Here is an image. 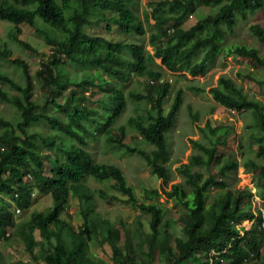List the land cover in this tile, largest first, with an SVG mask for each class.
<instances>
[{
	"label": "trees",
	"instance_id": "16d2710c",
	"mask_svg": "<svg viewBox=\"0 0 264 264\" xmlns=\"http://www.w3.org/2000/svg\"><path fill=\"white\" fill-rule=\"evenodd\" d=\"M137 3L76 0L66 16L70 0H0V19L13 25L10 40L34 50L18 37V24L24 22L51 43V53L32 75L27 61L11 57L8 41L0 36V58L12 63L23 79L0 68V100L18 113L15 121L0 113V241L21 240L35 264H113L95 251L104 243L116 264H264L263 218L253 199L256 195L264 200V102L233 77L221 74L210 92L225 109L249 111L253 117L249 126L254 156H247L243 164L259 173L256 191L229 183L227 176L240 164L219 152L220 133L209 121L207 129L198 127L202 139H189L195 150L188 160L176 166L182 180L161 188L179 206L175 217H165L156 187L137 195L123 169L96 159L92 149L102 139L134 152L167 183V133L184 100L179 87L166 109L171 84L153 68L154 57H160L163 69L191 75L204 73L219 55L244 59L264 71V57L256 47L226 39L234 33L238 17L247 18L264 0H151L142 18ZM196 3L211 9L199 11ZM189 14H195L194 22L181 32L173 31ZM151 18L154 25L148 24ZM248 29L264 43V25L250 23ZM146 38L153 53L145 49ZM69 64L79 67L76 73L68 70ZM134 75L150 81L142 84L143 90L126 93L124 84ZM237 75L257 80L250 69ZM36 84L43 96L34 95ZM188 88L204 90L197 85ZM91 89L97 90V97ZM128 98L145 106L136 105L127 117L133 132L132 140L125 142V124L119 118ZM187 108L196 120L197 113ZM33 157L48 172L35 166ZM89 179L101 185L92 187ZM108 187L147 214V229L139 220L132 226L120 220L119 226L96 208L97 197L119 199ZM35 194L48 196L47 205L32 208L28 217L15 222V208L28 209ZM70 206L80 219L77 227L71 223ZM244 220L251 225H242Z\"/></svg>",
	"mask_w": 264,
	"mask_h": 264
},
{
	"label": "rangeland",
	"instance_id": "374dc122",
	"mask_svg": "<svg viewBox=\"0 0 264 264\" xmlns=\"http://www.w3.org/2000/svg\"><path fill=\"white\" fill-rule=\"evenodd\" d=\"M151 0H138L137 3V15L142 18L143 8L149 7ZM71 7L65 9V15L67 16L71 8L76 5V0H70ZM196 8L199 11H207L211 7L205 5H199L196 3ZM195 8V9H196ZM195 20V14H189L180 22V25H175L173 31L181 32L184 28L189 26ZM155 20L149 19L148 24L154 25ZM250 23H260L264 25V5L262 8L256 10L253 13H248L247 18L238 17V23L235 28L234 33L227 36V43H246L256 47L261 55L264 57V43H261L253 36L248 29ZM13 28V25L9 22L0 19V36L8 41L9 47L12 49L11 57L18 56L27 61L29 65V70L32 75L40 67L41 60H45L48 54L51 53V43L47 42L39 33H37L34 27L27 23L21 22L18 24V37L24 41H27L34 50L24 48L21 44L15 43L10 40L9 32ZM145 49L154 52V46L147 44V38L145 42ZM153 68L158 69L163 74V79L168 80L171 84V90L167 97L165 98L164 105L167 109L169 106L174 91L177 88H182L183 92V104L178 111V116L173 127L168 131L167 138L170 142V153L166 159V166L170 171V178L167 183L163 182L161 177H156L150 171L148 165L134 152H128L122 148L114 147L102 139L98 142H94L92 149L93 155L98 160H106L117 163L125 172L128 182L134 186L137 195L142 196L144 188L156 187L160 193L158 200L165 207V217H175L177 216L178 205L174 203L171 198H167L164 192L161 190L162 187L168 189L170 184L175 181H181V176L176 171V166L182 162H186L189 155L195 150L190 142V138L202 139L201 130L199 126L207 129L206 121H209L210 127L218 128L220 133V141L218 142V150L223 154L224 157L231 155L236 158L239 162V166L236 171L230 172L227 176L229 183L235 185L236 187H244L250 189L251 191H256L257 177L259 176L258 171L248 170L244 166V161L247 156L253 157V147L251 145V125L253 123V117L249 111H233L227 110L224 106L217 103L212 93L210 92V87L215 85L218 77L221 74H225L233 77L238 83L242 84L243 88L247 90L250 94L255 96L264 102V71L260 68L253 67L244 59H239L234 56H223L219 55L215 63L212 64L204 73H196L195 75L188 74L185 70L170 71L163 69L160 62V57H154V62L152 63ZM0 68L7 70L12 74L15 79L22 81L19 70L10 62L5 59L0 58ZM68 70L76 73L79 67H74L72 65L67 66ZM252 70L253 75L258 80L247 81L246 79H241L237 75V71L242 70ZM35 80V79H34ZM33 80V82H35ZM145 81H150L148 78L143 76L134 75L132 80L125 82L124 91L128 93V90L132 88L141 87ZM190 85H197L204 87L202 91H191L188 87ZM35 94L37 96H43L44 94L38 89L37 84L35 85ZM92 90V89H91ZM94 97H97L98 92L96 89L92 90ZM145 106L143 102L136 103L131 98L127 99L126 106L122 116L119 121L125 124L126 135L123 141L130 142L132 139L130 134L133 132L132 127L127 123V117L135 112L136 105ZM187 105H190L193 112L197 113L196 120L193 121ZM147 106V105H146ZM213 107V109H211ZM0 113L15 121L18 118V113L13 106L0 100ZM39 130L44 131L42 126H37ZM224 140L225 142L221 141ZM35 166L41 167L44 172H48V168L41 164V160L33 157L31 161ZM42 165V166H39ZM204 174H207L205 168H199ZM216 167L212 166L210 168L211 172H215ZM90 185L92 187L98 188L101 183L95 179H89ZM109 182H106L108 186ZM103 185V184H102ZM112 194L118 195L119 199L113 200L111 202L106 201L101 197L96 198V208L103 213L106 217L117 221L120 225V220L128 223L130 226L134 224L135 221L139 220L143 224V227L147 229L148 216L146 213H141L139 209L131 206L124 199L125 196L116 192L115 190L108 187ZM215 192V188L210 190V194ZM254 205L260 206L262 211H264V200L260 197L254 195ZM34 202L28 209H17L14 210V220L18 222L21 219H25L29 216L30 210L34 207H42L47 205L49 197L42 194L34 195ZM71 214V223L74 227H77L80 223L79 217L76 216L74 212V207L70 206L68 209ZM30 221V220H29ZM242 225L249 227L251 221L244 220ZM13 229H11L12 233ZM38 236V232L35 231ZM103 249L96 248L95 251L98 255L104 257L107 261L113 264L116 262L109 255V246L107 243L102 244ZM106 249L105 251H103ZM0 264H35L29 257L27 252L23 247L21 240L16 239L12 243L8 244L6 241H0ZM39 264H46L43 261H39Z\"/></svg>",
	"mask_w": 264,
	"mask_h": 264
},
{
	"label": "built area",
	"instance_id": "2783aa9c",
	"mask_svg": "<svg viewBox=\"0 0 264 264\" xmlns=\"http://www.w3.org/2000/svg\"><path fill=\"white\" fill-rule=\"evenodd\" d=\"M261 215H262V218H263V220H262V226L264 227V211H262V209H261Z\"/></svg>",
	"mask_w": 264,
	"mask_h": 264
}]
</instances>
